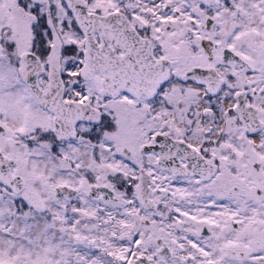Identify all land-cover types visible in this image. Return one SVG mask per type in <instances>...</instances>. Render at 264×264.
I'll return each mask as SVG.
<instances>
[{
  "label": "snow or ice",
  "instance_id": "6c2138e0",
  "mask_svg": "<svg viewBox=\"0 0 264 264\" xmlns=\"http://www.w3.org/2000/svg\"><path fill=\"white\" fill-rule=\"evenodd\" d=\"M0 264H264V0H0Z\"/></svg>",
  "mask_w": 264,
  "mask_h": 264
}]
</instances>
